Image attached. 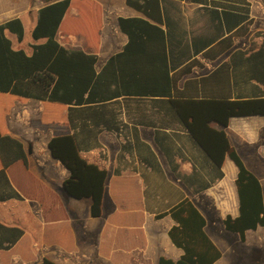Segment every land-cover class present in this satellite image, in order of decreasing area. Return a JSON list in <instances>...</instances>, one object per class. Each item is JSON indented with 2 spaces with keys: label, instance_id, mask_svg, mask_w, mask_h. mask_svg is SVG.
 Masks as SVG:
<instances>
[{
  "label": "crops",
  "instance_id": "obj_1",
  "mask_svg": "<svg viewBox=\"0 0 264 264\" xmlns=\"http://www.w3.org/2000/svg\"><path fill=\"white\" fill-rule=\"evenodd\" d=\"M46 3L0 0V23L19 17L24 38ZM4 34L26 54L45 41L32 38L24 49L23 39ZM56 39L95 53L97 71L116 68L120 91L79 105L0 91V131L21 141L28 159L0 176V246L10 245L0 254L12 264L175 261L183 253L168 235L175 222L159 214L187 197L221 251L212 264H264V225L243 240L224 228L226 215H238L237 166L226 153L216 167L185 124L209 113L192 101L264 97V0H70ZM210 126L224 131L264 192V115ZM60 134H72L80 155L106 170L107 213L94 217L89 199L63 191L68 170L47 146Z\"/></svg>",
  "mask_w": 264,
  "mask_h": 264
},
{
  "label": "trees",
  "instance_id": "obj_2",
  "mask_svg": "<svg viewBox=\"0 0 264 264\" xmlns=\"http://www.w3.org/2000/svg\"><path fill=\"white\" fill-rule=\"evenodd\" d=\"M46 1L37 10V20L31 31L34 40L45 38V41L31 44L30 54H26L22 48L13 49L10 39L4 34V30L8 29L21 41V19L16 16L0 23V91L68 105L99 102L108 95L119 93L115 65L112 71H107V67L97 71L95 53L67 48L56 39L70 0ZM125 21L120 19L122 28ZM116 57L117 54L111 56L108 64L114 63ZM192 103L204 106L209 113L203 117L192 113L191 120H185L191 136L206 151L216 167L222 165L226 153L237 166L235 185L238 215H226L223 224L226 230L238 233L243 240L246 230L264 225L263 187L258 176L229 145L224 131L214 129L210 123L215 121L225 126L232 116L264 115V97ZM47 146L52 157L68 170V177L62 182L65 194L75 199H89L90 215H102L106 170L80 155L72 134L54 135ZM18 159L28 164L22 142L0 131V160L3 166L0 176L5 175L4 168ZM166 214L175 222L168 235L183 253L175 261L160 257L157 264H212L221 256V251L204 231V216L189 198L182 199L159 216ZM0 247L8 249L10 245ZM39 264L57 263L43 257Z\"/></svg>",
  "mask_w": 264,
  "mask_h": 264
},
{
  "label": "rangeland",
  "instance_id": "obj_3",
  "mask_svg": "<svg viewBox=\"0 0 264 264\" xmlns=\"http://www.w3.org/2000/svg\"><path fill=\"white\" fill-rule=\"evenodd\" d=\"M32 18H34V17H32ZM31 18V19H32ZM32 27H33V24H32V26H30V24L29 23H26V25H24V38H23V40H22V42H21V44H22V47L25 49L26 48V46L28 45V43H29V41L32 39V37H31V29H32ZM63 31V36H67V34H68V26H66V29L64 28V29H62ZM59 34V33H58ZM15 42H17L16 41V39H15ZM260 177H263V184H264V176H260ZM125 209L126 210H129L130 209V207H125ZM103 210H104V213L107 211V209L106 208H103ZM107 213V212H106ZM23 255L24 256H27V254H25V253H23ZM0 260H1V262H0V264H12L11 262H12V260H11V258H10V260H7V256L6 255H4V254H0ZM13 264H19V263H13ZM21 264V263H20ZM29 264H31V263H29Z\"/></svg>",
  "mask_w": 264,
  "mask_h": 264
}]
</instances>
